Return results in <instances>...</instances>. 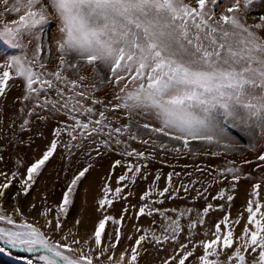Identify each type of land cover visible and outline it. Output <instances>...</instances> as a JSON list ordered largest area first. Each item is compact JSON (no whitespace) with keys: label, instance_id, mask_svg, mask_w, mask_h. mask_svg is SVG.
Wrapping results in <instances>:
<instances>
[{"label":"snow or ice","instance_id":"6c2138e0","mask_svg":"<svg viewBox=\"0 0 264 264\" xmlns=\"http://www.w3.org/2000/svg\"><path fill=\"white\" fill-rule=\"evenodd\" d=\"M254 3L0 0V42L20 52L0 57V98L6 99L10 81L22 86L20 99L29 108L22 130H30L33 117L42 121L66 117L29 166L18 160L17 170H0V254L12 255L13 250L30 254L25 264H140L151 245L158 252L169 250L161 264H264V174L252 184L249 198L233 217L232 202L242 176L254 179L251 173L242 174L235 161L222 169H208L211 179L206 184L195 177L174 183L173 177L181 173L148 170L157 151L199 155L195 151L199 145L230 153L241 139L253 150L255 141L264 140V15L254 25L241 15L250 12ZM9 15L15 18L8 21ZM53 22L56 32L49 40L45 29ZM53 53L55 64L50 65ZM86 68L99 84L111 86L110 93L96 95L97 84L85 83ZM130 141L152 151L132 148ZM86 143L94 145L88 156L115 151L124 158L113 162L105 178L97 209L102 218L92 235L79 237L72 229L64 232L63 222L91 164L73 175L59 204L37 209L42 225L39 219L30 220L17 198L28 196L59 147L70 159L73 149L82 150ZM257 158L264 161V154ZM117 168L124 171L113 187ZM196 171L206 169L197 166ZM138 181L148 183L130 211L126 205ZM14 185L18 190L8 204L5 197ZM210 188L216 189L214 195ZM192 190L194 200L206 202L202 210L160 207L166 199H186L181 192L192 195ZM121 200L126 205L119 217L108 214ZM30 207L36 209L35 204ZM217 211L224 215L205 227L210 213ZM125 216L134 221L147 217L151 224L142 227L134 222L133 239L121 231L127 227ZM157 216L159 221L154 219ZM109 222L115 236L109 233L105 239ZM57 234L59 240L53 239ZM122 237L133 241L130 247L121 244Z\"/></svg>","mask_w":264,"mask_h":264},{"label":"rangeland","instance_id":"374dc122","mask_svg":"<svg viewBox=\"0 0 264 264\" xmlns=\"http://www.w3.org/2000/svg\"><path fill=\"white\" fill-rule=\"evenodd\" d=\"M223 3L227 5L230 0H223ZM0 10H2V5H0ZM222 10V9H221ZM242 18L246 17V21L249 25H254L260 23L258 17L264 15V0H255L254 5L251 7L250 12L242 13ZM15 18L14 15H9L7 17L8 21H12ZM48 33L47 39H51L56 32L55 22L50 24L46 29ZM264 34V32H262ZM54 48V44H53ZM20 54L19 50H14L6 46L3 42H0V57H5L7 55ZM44 59H48L45 55ZM55 64V54L53 53L50 65ZM84 74L89 76V80L85 83L92 84L96 83L99 87V91L96 95L99 97H104L111 91L110 85L99 84V78L91 73V70L86 68ZM10 87L7 90L6 99L0 98V170L2 171H13L17 170V161H21L23 166H29L36 158L40 157L43 151L46 149L52 137L53 129L57 126L58 122H62L66 119L64 116L52 117L48 121L36 120L32 118L33 123L29 125L30 130H22L20 125L26 117V113L29 110L25 106L24 102L20 99L23 95L22 86H15L13 82H9ZM16 85L20 82L17 80ZM92 91V89H88ZM90 103V102H89ZM21 109H24L21 112ZM43 115H48V113H42ZM139 119V118H137ZM121 122H125L123 119ZM43 133V135H40ZM146 139L148 137H145ZM132 148L139 150L152 151V148L148 146L141 145L137 141H130ZM175 144V142H172ZM94 145L85 144L84 149L76 150L73 149L75 155H72L69 159L68 153L62 147L57 149V153L47 162L41 175L37 178V182L33 185L32 190L29 192L27 197L20 196L17 198L19 206L26 213L30 220L33 218L39 219L41 225L43 224V218L38 216L37 209H42L43 207H51L59 204L62 200L63 191L66 190L67 183L73 177L75 173L82 170L88 164L92 167L89 168L88 173L82 178L81 182L76 189L74 202L69 210V215L64 219V232L68 229H72L79 233V237L91 236L94 228L96 227L99 219L102 218L101 212L97 211L99 208L98 200L102 197V188L105 183V178L109 175L111 166L115 160H123L124 158L117 154V152H109L106 155L97 157L95 153L92 156H88L86 153L91 150ZM155 147V146H153ZM103 152L104 150L101 149ZM195 151L199 152V155L185 153L183 155H177L173 152L157 151V159L149 163L148 170L155 173L157 170L163 171L167 174L168 172H179L182 174L181 177L174 176V183L180 179H183L185 183L189 180L199 178L206 181L211 179L208 176V169L217 168L222 169L229 161H235L236 166L241 168L242 174L246 175L251 173L254 179H245L242 176L239 182L236 198L232 202V216L237 215L238 210L244 205L249 198V193L251 192V186L255 183L261 174H264V161L258 160L259 154H264V140L255 141L254 150L248 146V141L241 139L237 145L234 147L233 151L230 153H225L223 148L217 147H204L196 146ZM219 151L222 153L221 156H213L212 152ZM245 161H251V163H245ZM184 165H189L190 167H183ZM197 166L206 169L205 172L201 173L196 171ZM20 171H23V167H20ZM124 171L122 168H117L115 170V175L113 176L112 185L115 186L116 176ZM191 172L193 175L191 177L185 174ZM215 174V173H213ZM152 177H149L151 180ZM147 181H138V186H133L132 190L134 195L129 197L131 203H127L121 200L114 203L111 209H108V214H112L119 217L122 207L125 205L129 207L130 211L134 205H138L139 196L144 191L147 186ZM160 186H164V179L159 182ZM228 181H225L227 184ZM196 188H200L197 184ZM18 187H14L8 191L5 200L8 204L13 203L12 196ZM202 190V189H201ZM128 190L125 189V192ZM192 195L181 192V196H185L186 199H176V200H165L161 208H172L179 206L181 209L192 207L197 210H202L205 205L203 198L193 199L195 191ZM209 192L213 195L216 192L215 188H210ZM262 193H264V184H262ZM46 198V199H45ZM211 200V196H209ZM214 204L221 203L220 201H213ZM32 204L36 205V209H32L30 206ZM195 214V213H194ZM224 215L222 212H212L205 224V227H210L214 225L215 222ZM159 221V217H154ZM79 220L80 224L76 225L75 221ZM138 223L142 227H148L151 224V220L147 217H141L139 221L129 220L128 216H125L126 228H122L121 231L125 235H132L133 239L134 228L133 223ZM48 231V230H46ZM237 233L240 231L239 228L236 229ZM109 233L115 236L114 226L109 222L106 226L104 237H108ZM78 237V238H79ZM71 238V237H70ZM202 237H196L200 239ZM53 239L59 240V235L53 236ZM133 243L132 240H126L122 237L121 244L130 247ZM119 251V248L117 249ZM201 250L197 249L199 253ZM168 249L163 251H157L151 245L147 246V251L142 253L140 257V264H161V261L169 255ZM30 254L19 252L17 250L12 251V255L0 254V264H25V259L28 258ZM191 259V258H190ZM37 264L39 262L37 261ZM187 264V262H186Z\"/></svg>","mask_w":264,"mask_h":264},{"label":"bare ground","instance_id":"6f19581e","mask_svg":"<svg viewBox=\"0 0 264 264\" xmlns=\"http://www.w3.org/2000/svg\"><path fill=\"white\" fill-rule=\"evenodd\" d=\"M76 222V221H75ZM84 237V236H83Z\"/></svg>","mask_w":264,"mask_h":264}]
</instances>
